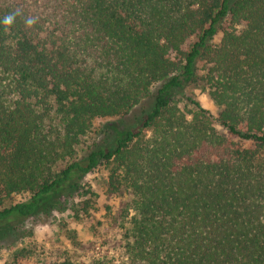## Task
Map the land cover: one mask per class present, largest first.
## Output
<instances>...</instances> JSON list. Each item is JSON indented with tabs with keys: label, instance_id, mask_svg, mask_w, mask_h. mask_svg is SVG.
<instances>
[{
	"label": "trees",
	"instance_id": "16d2710c",
	"mask_svg": "<svg viewBox=\"0 0 264 264\" xmlns=\"http://www.w3.org/2000/svg\"><path fill=\"white\" fill-rule=\"evenodd\" d=\"M197 83L216 117L188 94ZM101 167L129 196L116 255L42 259L28 223L59 219L74 237ZM0 251L4 264H264V0H0Z\"/></svg>",
	"mask_w": 264,
	"mask_h": 264
},
{
	"label": "rangeland",
	"instance_id": "374dc122",
	"mask_svg": "<svg viewBox=\"0 0 264 264\" xmlns=\"http://www.w3.org/2000/svg\"><path fill=\"white\" fill-rule=\"evenodd\" d=\"M221 36L220 32L214 38L213 43L217 44ZM195 39V37L188 39L185 47L192 44ZM187 92L207 108L213 116L216 117L219 114L220 108L213 103L203 83L191 84L188 86ZM150 107L151 101H145L141 106L135 108L124 121H118L116 126H135ZM215 126L220 132L226 133V130L217 121H215ZM95 140L93 134L89 137L88 143ZM85 180L98 193L97 209L86 220L77 222L68 219L67 228H73L76 231L74 237H72L73 235L69 236L66 229L60 227L59 219L51 221L39 217L28 223L26 230L28 232L32 229L33 234L26 236L24 244L37 253L43 254L41 255L42 259H55L66 253L82 261H87L98 255H116L115 251L121 243L120 226L129 217L124 218L127 213L128 193L108 190L107 171L103 167L87 175ZM60 217L61 215H58V218ZM7 255L6 252L0 251V264H4V258Z\"/></svg>",
	"mask_w": 264,
	"mask_h": 264
},
{
	"label": "clouds",
	"instance_id": "9594fccd",
	"mask_svg": "<svg viewBox=\"0 0 264 264\" xmlns=\"http://www.w3.org/2000/svg\"><path fill=\"white\" fill-rule=\"evenodd\" d=\"M9 21H10V18L6 19V20H5V23H8Z\"/></svg>",
	"mask_w": 264,
	"mask_h": 264
}]
</instances>
